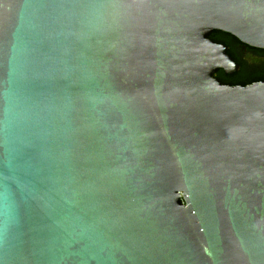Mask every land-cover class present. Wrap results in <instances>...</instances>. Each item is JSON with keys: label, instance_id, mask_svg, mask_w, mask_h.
Returning a JSON list of instances; mask_svg holds the SVG:
<instances>
[{"label": "water", "instance_id": "1", "mask_svg": "<svg viewBox=\"0 0 264 264\" xmlns=\"http://www.w3.org/2000/svg\"><path fill=\"white\" fill-rule=\"evenodd\" d=\"M264 0H0V264H264Z\"/></svg>", "mask_w": 264, "mask_h": 264}, {"label": "trees", "instance_id": "2", "mask_svg": "<svg viewBox=\"0 0 264 264\" xmlns=\"http://www.w3.org/2000/svg\"><path fill=\"white\" fill-rule=\"evenodd\" d=\"M210 37L216 42L226 44L229 47L228 52L234 57L235 61L240 64V70L234 74H226L222 69L215 74L222 83L236 85L264 80V62L257 66L247 64L238 52L243 43L236 37L219 30L212 32Z\"/></svg>", "mask_w": 264, "mask_h": 264}, {"label": "flooded vegetation", "instance_id": "3", "mask_svg": "<svg viewBox=\"0 0 264 264\" xmlns=\"http://www.w3.org/2000/svg\"><path fill=\"white\" fill-rule=\"evenodd\" d=\"M238 52L243 60L251 66H257L264 62V49L254 48L243 43Z\"/></svg>", "mask_w": 264, "mask_h": 264}]
</instances>
